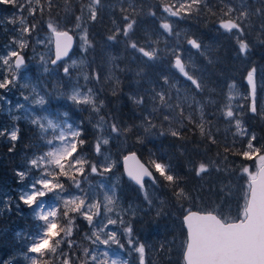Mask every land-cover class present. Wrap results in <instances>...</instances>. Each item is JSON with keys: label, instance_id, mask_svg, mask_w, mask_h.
<instances>
[{"label": "trees", "instance_id": "1", "mask_svg": "<svg viewBox=\"0 0 264 264\" xmlns=\"http://www.w3.org/2000/svg\"><path fill=\"white\" fill-rule=\"evenodd\" d=\"M84 1L55 0V4L49 9L48 0H41L44 11L42 14L38 13L35 18L29 16L27 9L22 10L10 4L0 3V50L11 40L18 39L21 34H24L26 38H29V46L25 54L30 55L33 61V69L29 77L16 76L15 86L0 89V96L4 101L5 97L15 99L20 96L25 104L29 105L33 92L31 86L36 83L40 92L47 95V102L51 103L43 107L34 105L37 115L15 121L14 125L18 127L19 139L14 142V151H8L10 147H13V142L8 139L7 135L0 136V196L9 197L0 207V264H25L23 256L27 253L29 234L34 232L41 222L36 221L32 210L19 201V193L40 174L39 170L31 169L29 161L38 157L45 149L49 136L45 132L48 120H51L55 113L62 111L68 113L67 121L71 125L77 124L82 132V138L86 141L83 152L89 159L93 161L97 159L93 149L99 135L106 134L111 123L118 122L121 126H128L131 131L126 132L119 139H110L109 144L104 145L116 159V167L113 170L123 173L121 159L129 151H137L143 161L153 170V160L171 166L172 173L180 178V186L186 190L187 195L184 199L174 198L172 186L160 178L155 185L162 200L157 201V198H153L149 206L139 186L125 176H123V185L115 188L117 192L115 196L122 206L130 205L132 208L131 213H126L125 216L132 219L133 233L148 234L151 236L148 239L160 247L156 260L161 264H184L185 240L181 247H176L175 243L171 242L172 237L176 240L181 236L186 238L182 223L183 213L187 208H191L214 211L229 219L238 217L244 204L243 196L247 180L246 176L241 175L239 169L241 165L250 166L252 169L258 163L256 160L245 161L242 156L232 155V152H239L242 147H246V144H241L237 139L233 145L235 127L230 126L220 116V107L227 102L226 97H233L231 101L233 105L244 106L245 110L241 116L245 121V126L257 136L256 145H264V119L253 116L247 111V105L251 102L249 95L251 87L246 80L247 71L255 67L257 69L254 76L257 105L264 110V43H261L264 41V33L260 31L264 26V15L256 14L257 9L264 12V0H203L207 7L202 5V11L191 14L181 13L183 18L170 17L167 19L161 16L160 8L155 6L159 4L162 8L168 5L175 10L182 0H131V3L123 0L121 6L117 4L113 8L115 9L114 15L111 11L99 7L98 20L89 26V41L92 47L87 52V64L85 63L79 70L70 68V75L79 72L75 83L82 79L84 71L90 75V78L93 77V72L99 75L98 81L94 77L90 80L94 88L92 98L98 106L101 101L103 102L98 112L91 105L67 100V93L72 82L65 80L68 75L63 72V69L55 73L52 71L46 73L38 57H31L42 48V45L34 43V37L37 31L44 29L47 24L58 25V29L71 27L73 32L77 31L75 16L82 14L81 8H85ZM23 2L24 0H21V3ZM133 4L135 13L130 6ZM226 6L237 9L236 15L244 6L249 11L250 19L246 31L247 41L250 42V52L244 56L238 53L233 35L226 34L217 27ZM151 11L157 13L156 19L147 15ZM129 13H133L138 21L133 39L139 41L140 45L148 50L156 49L162 58L150 66H145L146 58H141L140 54L133 53L130 49L135 57L131 60L126 55L119 59L121 68H116L117 74H109L107 68L112 65V61L108 58L112 52L121 49L120 44L123 38H120L119 43L106 41V37L112 34L113 28L112 25L107 24V21L119 22L123 14ZM83 15L87 21L86 11ZM13 17L17 22L8 23ZM21 18L26 21V26L30 29L32 24L38 25L30 37L20 30ZM164 22L170 24L174 34L170 35L159 27ZM159 30L162 32L160 35H158ZM188 39H196L202 44V48L199 50L192 48L187 43ZM148 44H151V48L147 47ZM169 46H174L173 48L178 46V54L181 56L182 63L185 64V70L194 78L203 80L202 91L197 93L194 86L179 73L178 69H174L175 57L171 56L172 48ZM122 51L128 53L125 45ZM77 52L76 47L73 53ZM92 53L97 55L93 57ZM162 76L169 77V85H164ZM161 86L171 94L173 108L161 109L160 102L157 101V110L152 118L157 127L146 133L143 118L153 111L150 90ZM234 87L239 88L240 93L234 95L232 92ZM134 94L145 97L144 103L135 104L131 99ZM25 97L28 99L26 100ZM181 111H183V116H181ZM164 112H169L179 122L177 120L163 121ZM0 115V131L9 130L13 119H9L10 114L6 106L0 107ZM189 115L192 117L191 121L187 119ZM202 116L205 135H201L199 127L196 126ZM34 120L38 123H33ZM169 126L172 130L179 129L181 137L160 134L161 132L167 133ZM209 131L217 140L216 144H212L207 138L206 134ZM141 140L143 142H139ZM226 144L232 152H225ZM225 156L227 160L224 159ZM200 162H217L214 167L218 166L227 170L211 171L198 177L193 169ZM18 170L27 173L23 182L19 181ZM155 175L159 177L156 172ZM97 176L88 175L90 180L82 183V187L89 191V183L96 182ZM77 178L80 179L79 176ZM66 188L70 192L75 190L70 182L66 184ZM43 199L45 201L51 199L55 205L57 204L51 194ZM62 207L61 203L59 208ZM59 208L58 227H66L65 218H62ZM70 215L77 216L69 239L73 247L69 248L66 242L61 243L56 253H46L38 259L47 261V264H63L65 258L70 260V264H89L90 257L85 252L89 250L99 256L104 264H108L104 258V250L101 249L99 243H93L96 238L92 232L99 233V231L93 229L92 225H89L82 216L74 213ZM93 219L96 222L100 218L94 216ZM55 229L54 225L52 232L49 233L50 236ZM63 235L64 233H61V236L56 239H61ZM64 240L67 241V239Z\"/></svg>", "mask_w": 264, "mask_h": 264}, {"label": "snow or ice", "instance_id": "2", "mask_svg": "<svg viewBox=\"0 0 264 264\" xmlns=\"http://www.w3.org/2000/svg\"><path fill=\"white\" fill-rule=\"evenodd\" d=\"M0 3L10 4L17 8L27 9L29 16L35 18L39 13L42 14L44 11V6L41 4V0H0ZM103 0H89V6L87 9L81 8V15L75 16L76 28L81 33L80 39L82 43L83 50L87 52L92 44L89 41V26L98 20V8L102 6ZM55 4V0H48L47 7L51 9ZM203 7H207L203 3V0H182L179 7L173 10V7L164 5L162 8L159 4L155 7L160 8V14L164 19L170 17H181V13L191 14L194 12L202 11ZM133 8V13H135V5H130ZM70 7V6H69ZM152 7V6H149ZM87 13V21L84 19L83 13ZM124 11V10H122ZM237 9L231 6H226L223 11L222 16L219 18L218 29L223 30L226 34H231L234 37L235 43L237 44V51L241 56H244L250 52V42L247 41V31L246 28L249 23V11L246 10L245 6L240 9L239 14L236 15ZM133 13L123 14L120 21L117 22L113 20L112 34L106 37V41L109 43H119L120 38H123V43L126 50L131 49L133 53L141 54L143 58H146L145 66H150L153 62L160 60L161 54L157 52L156 49L146 50L145 46L140 45L139 41L134 40L133 36L135 34V26L138 21ZM164 14H167L166 16ZM257 15H264L261 9L256 10ZM22 15V13H21ZM147 15L151 16L153 19L157 18V13L155 11L148 12ZM183 18V17H181ZM17 21L15 17L8 21V23L15 24ZM21 25V31L27 33L29 37L32 31H35L38 27L37 24H32L31 29L26 26V21L21 18L19 21ZM86 24L88 26H86ZM48 29L54 34V58L50 59L51 65H56L59 61H62L65 57L69 56V52L72 47L73 37L69 35V31H61L58 29V25L53 24L47 25ZM159 27L164 31L171 34L173 30L169 23L164 22L159 25ZM260 31L264 33V26L261 27ZM178 35V34H176ZM38 44H44L46 41L37 38ZM51 43V40H48ZM20 50H23L29 46L27 40L17 39L14 41ZM188 45L194 49H201L202 44L196 39H188ZM264 43V41H261ZM151 48V44L147 45ZM167 47V46H166ZM171 56L175 57L174 69H178L179 73L186 78L187 81L194 86V90L198 93L203 90V80L194 78L193 75L189 74L185 70V64L182 63L181 56L178 54V46L172 48ZM14 58V67H13ZM43 59V58H41ZM26 61L21 51L18 50H8L3 54H0V89H8L16 84L17 72L25 65ZM73 63H75L73 61ZM47 71V69H45ZM257 69L255 67L247 71V84L251 86L250 90V104L247 105V111L253 116H258L264 119V110H261L257 105L256 99V83H255V73ZM7 72V74H5ZM63 72L66 75H70V68L68 66L63 67ZM11 74V78H9ZM97 81L100 79L97 74L94 77ZM84 79L87 81L89 76H85ZM164 85H169V77L162 76ZM92 89L88 90L87 95H82L78 90H73V94L70 99L78 104L91 105L95 111H99L100 106L103 102H100L98 106L95 100L92 98ZM151 100L153 101V111L149 112L146 117L143 118L144 131L146 133L151 132L157 127L153 122V114L157 110L156 102H160V108L172 109L173 105L171 103L172 96L169 92L165 91L164 87L153 88L150 90ZM147 95V94H146ZM82 97V98H81ZM167 98V99H166ZM27 100L28 97H25ZM135 104L141 105L144 103L145 97H139L133 95L131 97ZM233 97H226L227 102L223 103L220 107V116L225 119L226 123L230 126L235 127V132L233 133V145L236 140L239 139L241 144H246V147H242L239 152H232V149L226 144L225 152H232V155L242 156L245 161L256 160L258 163L255 164L256 171H250L248 166L241 165L239 171L242 176H246V187L244 188V204L242 207V212L236 218L229 219L221 214H214L213 211L201 212L188 209L183 213L182 223L186 228L187 239L185 243L184 260L186 264H200L204 259V253L202 251V242L205 232L208 230L207 222L209 220L217 222L220 226L224 228H234L238 226H244L247 229L254 227L255 222H258L262 217H264V145L257 146V136L250 132V130L245 126V121L242 119L241 113L244 112V106L233 105L231 103ZM247 99V97H246ZM36 104L43 105L45 100L43 98L36 100ZM22 107V105L20 106ZM181 116H183V111H181ZM163 121L171 122L177 120V118L172 117L169 112H164L162 116ZM189 121L192 120L191 115L187 117ZM33 123H38L34 120ZM49 125L52 121H48ZM204 118L201 117V121L197 123L201 135H205L204 129ZM163 127V125H161ZM68 134L66 135L63 131L60 132L58 140L62 147L57 148L55 151H48L46 154H40L38 157L32 158L29 163L32 170H39L40 174L31 181L30 185L26 188L21 189L19 193V201L24 205L28 206L32 210L34 219L38 222H43L38 224L34 232L30 233V239L28 243L30 247L27 248V253L38 254L39 257H43L46 253H56L59 245L61 243H67L68 247H73L72 241H65L63 238L56 239L64 233L65 236H71L72 227L77 218L76 215H70V213L78 214L87 220L89 225H92L93 229H100L99 233L93 231L92 235L96 238L93 243H101L108 245L110 242L112 244L119 245L121 250L124 249V245L120 243L118 238V232L115 229L107 230L109 225H117L118 222L123 226L120 235H123L127 239V244L130 246L131 250L139 253V264H145L144 253L145 245L138 243V241L133 237V226L131 224H125V221L118 213L113 212L114 197L111 194L104 193V201L106 204L103 205L98 199H95V194H90L89 191L82 187V183H86L88 180V175L95 174L103 177L106 173H110L113 168L116 167V161L112 160L110 157H105L102 151L103 145H108L110 139H119L126 132L131 131L128 126H121L118 122H113L108 126L109 137L101 138L98 137L94 144V154L97 157L95 161L89 159L85 156L83 152V146L86 141L82 138V132L80 130L74 129L71 124L67 125ZM161 135L170 134L173 137H181V131L179 129L172 130L169 126V131L167 133L161 132ZM7 135L8 139L13 142V147L8 149L9 152L14 151V142L18 141V129L3 130L0 131V136ZM207 138L212 144H216L213 133L210 131L206 134ZM139 142H143L142 140ZM48 145H53V140L47 141ZM227 160V156L224 157ZM123 161L125 165V171L128 178L134 181L136 185L139 186L141 190L145 189V177L149 178L152 184L159 182L160 178L163 181L169 182L172 186L174 193V198L184 199L187 195L186 190L180 186V178L172 173L170 165L165 163L152 161V166L159 177L153 175V172L145 167L143 164L138 162L134 166H129V161H136V153L131 152L129 155L123 156ZM217 162H200L198 166H194L195 175L202 177V174H208L211 171H224L227 169H221L220 167L214 165ZM27 173L25 171H17V176L19 181L23 182ZM80 177L78 179L77 177ZM70 182L71 187L75 189V192H70L66 188V184ZM100 188H104L103 181L100 182ZM230 191V189H226ZM51 194L53 198L57 201L56 205L49 207L45 210L44 197ZM67 194V195H65ZM144 199L151 206L152 201L149 198L147 192H144ZM63 204L62 208H59L60 204ZM19 205L17 204V207ZM59 212L62 214V218H65L66 227H58L57 217ZM95 209V212L92 210ZM6 210H10L7 209ZM92 213V214H89ZM109 213H113V216H109ZM94 216L101 218L94 222ZM106 221V223L104 222ZM56 226L55 231L50 236L49 233L52 232L53 226ZM100 235H104L106 238L100 240ZM45 241L48 243L44 247L40 245L44 244ZM86 255L90 257L89 264H104L100 260L99 256L94 255L91 251L85 250ZM191 253V256H190ZM66 256V254H64ZM104 255H108L107 252ZM30 264H47V261L38 259L37 257H30ZM63 264H70V260L65 258ZM112 264H120L119 259H113Z\"/></svg>", "mask_w": 264, "mask_h": 264}, {"label": "rangeland", "instance_id": "3", "mask_svg": "<svg viewBox=\"0 0 264 264\" xmlns=\"http://www.w3.org/2000/svg\"><path fill=\"white\" fill-rule=\"evenodd\" d=\"M126 1H127V3H131V0H126ZM122 2H123V0H118V1H113V2L103 1L101 7L107 9V11H111V13L114 15L115 9H113V8L117 4L121 6ZM84 5H85V8H87L89 6V0H85ZM120 6H119V8H120ZM47 25L41 31H37V33L34 37V43L36 45L38 44L36 42L37 38L45 40L46 42L44 44H40V45H42V48H40L37 53L32 54L31 57L32 58H34L36 56L38 57V59L41 61L42 69L46 73H49L51 71L53 73L58 72L61 69H63V67H65V66H68L69 68L73 67L75 70H79L80 68L82 69V67L85 65V63L87 61V52L88 51L85 52L83 50L81 39H80L81 33L78 30L76 32H73L71 30V27H69L67 29L72 31L76 36V42H77L76 47L78 49V52L72 53L68 58L63 60L59 65L51 66L50 59L53 58V33L51 32L50 29H48ZM59 30H63V29H59ZM160 33L162 34V32L159 30L158 35H160ZM18 39H25V40H27V42L29 44V38H26V36L24 34H21ZM15 40H17V39L14 38L9 43H7L6 46L3 47L2 50L0 51V54H3L4 52H6L8 50H13V49L21 51L22 54L24 55L26 63L17 72V76L23 75L26 78V77H29V74L33 69V61L30 58V55L25 54L26 48L23 50H20L18 48L17 44L14 43ZM48 40H51V43H49ZM163 41H164V38H163ZM120 47H121V49L119 51L112 52V55L108 58L109 61H112V65L107 68V71L109 74L116 73V68H118V67L121 68V63H119V61H118L119 59L126 57V55H128V58L131 60L135 57V55L133 53H131L130 48L128 49V53H126L125 51H122V47H124L123 42H121ZM163 47H165V46L163 45ZM169 47L173 48L174 46H169ZM146 50H148V49H146ZM96 55H97L96 53H92L93 57H95ZM140 56H141V58H143L141 54H140ZM41 58H43V59H41ZM73 61L75 63H73ZM88 62H91V61H88ZM13 67H14V58H13ZM45 69H47V71H45ZM78 74H79V72H76V74L68 75L65 77V80H69L72 82V86L67 93V100H71L70 96L73 94L74 89L78 90L82 95H87L89 89L94 90V88L90 84V80H92L93 77H95L97 75L96 72H93L92 73L93 77L90 78V75H87L88 73L86 71H84V73L82 74V79L78 80L77 83H75V80L78 77L76 75H78ZM86 75L89 76V79L87 81L84 79V77ZM62 81H63V79H62ZM31 87L33 89V92L31 94L32 101H31V104H29V105H26L20 96H17L15 99H12L10 97H5V101L0 96V107L6 106L7 111H9V114H10V117L8 116L9 119L10 118L13 119V122H11V127L9 128V131L14 129V128L15 129L18 128L16 125H14L15 121H17L18 119H28L29 117H32V115H37L36 114V108L34 110V107H33L34 105H38L35 103L36 100H39L41 98H43L45 100V103L43 105H38L39 107H43L44 105L51 104L50 102H47V98H48L47 95L40 92V90L38 89V85L36 83L33 84ZM232 92L234 95L238 94V93H240V89L237 87H234ZM92 93H93V91H92ZM21 105H22V107H20ZM56 116H57V120H55ZM0 117H1V115H0ZM67 117H68V113L66 111L57 112V113H55L54 117H52V119H51L52 124L49 125V123H48V125L45 127L46 128L45 132L48 133V135H49L48 140H53L54 143H53V145H48V143L46 142V147L42 152L43 154H46L48 151H55L57 148L62 147V145L60 144V142L58 140V136H59L61 131H63L66 135L68 134L67 125L70 124V122L67 121V119H66ZM233 125H234V122H233ZM72 126L74 129L79 130L77 124L76 125L72 124ZM100 129H101V127H100ZM99 136L101 138H107V137H109V131H107L106 134H104V135L100 134ZM102 147H103L102 151L104 153V156L110 157L112 160L116 161V159L113 157L110 150L104 145ZM248 167H249L250 171H253V172L256 171V167H253L252 169L250 166H248ZM123 176L124 175L122 172L119 173L116 170H113V172H111L110 174L106 173L103 177L97 176L96 182H90L89 183L88 190L90 189L89 190L90 194H93V193L95 194V199L101 200L102 210H103V205L106 204V201H104V198H103L104 193L113 195V197H114L113 212L118 213L122 217V219L125 221V224H131L132 219L125 216L126 213H131V211H132L131 206L130 205H128L126 207L122 206L120 204V201L115 196V194H117L115 188L123 185ZM33 179H35V178H33ZM88 180H90V177H88ZM101 181H103V184H104L103 189L99 187ZM156 189H157V187L155 184H152V182H146L145 183V189L141 190V193L144 195V192L146 191L150 199L157 198V201H161L162 198L160 197V192L156 191ZM72 192H75V190H73ZM65 195H67V194H65ZM8 198L9 197L6 195L0 196V203H1L0 207H2L6 203ZM44 202H45V210H47L49 207L55 205V203L52 202L51 199H50V201L44 200ZM188 209H191V208H187L186 211ZM196 210H200V209H196ZM92 211L95 212V209ZM90 214H92V213H90ZM108 215L113 216V218H115L113 213H109ZM104 222L106 223V221H104ZM42 223L43 222H41V224ZM122 228H123V226L120 225L118 222L117 225H109L108 229L105 230V231L111 230V229L117 230L118 238L120 240V243L124 245V249L121 250L119 248V245L112 244L111 242L108 245H104V244L99 243V245L101 246V249L104 250L103 254L105 252L108 253V255H104V258L108 264H112L113 259H119L120 264H129V261H130V264H134L133 262H135L136 264H139V253L131 250L130 246L127 244L126 237L123 235H120V232H122ZM97 230L100 231V229H98V228H97ZM133 237L138 241V243L145 245V253H144L145 264H161L158 260H156V254H157V251H159L160 247L155 242H151L148 239L151 236H149L148 234L136 235L135 233H133ZM62 238L69 240L71 238V236H65V234H64L62 236ZM105 238L106 237L104 235H101L100 240H103ZM29 239H30V237H29ZM184 240L186 242V238L185 237L183 238L182 236L178 240L174 239L173 237L171 238V242L175 243L176 247H181L182 243H184ZM47 243H48V241H45L44 244L40 245V247H44ZM110 246H112V247L109 248ZM28 247H30V244H28ZM124 251L126 253H124ZM126 255H128V256H126ZM30 257H37L38 258L39 256H38V254H34V253H26L23 256V260H24L25 264H30V259H29Z\"/></svg>", "mask_w": 264, "mask_h": 264}, {"label": "water", "instance_id": "4", "mask_svg": "<svg viewBox=\"0 0 264 264\" xmlns=\"http://www.w3.org/2000/svg\"><path fill=\"white\" fill-rule=\"evenodd\" d=\"M69 35L73 37L72 47L69 52L70 56L74 49L76 39L74 34L70 31ZM66 58L67 57H65L64 59ZM131 152L136 153V161H129L128 165L134 166L137 162L139 164H143L145 167H148L149 170H151L153 172V175L155 176L153 169L146 162L143 161L138 152L129 151L125 155H129ZM122 170L124 176L128 178L125 171L123 157ZM148 180L149 178L145 177L144 182ZM132 182L135 184L134 181ZM214 214L217 213L214 212ZM207 224L209 227L208 230L205 232L202 242V251L204 253V259L200 262V264H264V217H262L258 222H255L254 227H252L251 229H247L242 225L234 228H224L220 226L217 222L211 220H209ZM194 264H196V261H194Z\"/></svg>", "mask_w": 264, "mask_h": 264}, {"label": "bare ground", "instance_id": "5", "mask_svg": "<svg viewBox=\"0 0 264 264\" xmlns=\"http://www.w3.org/2000/svg\"><path fill=\"white\" fill-rule=\"evenodd\" d=\"M107 22H108L107 24H108L109 26H111V25L113 26V23H112L111 21H107ZM0 51H1V50H0Z\"/></svg>", "mask_w": 264, "mask_h": 264}, {"label": "flooded vegetation", "instance_id": "6", "mask_svg": "<svg viewBox=\"0 0 264 264\" xmlns=\"http://www.w3.org/2000/svg\"><path fill=\"white\" fill-rule=\"evenodd\" d=\"M124 253H126L125 251H124ZM126 256H128V255H126ZM129 258V257H128ZM134 264H136L135 262H133ZM129 264H130V261H129Z\"/></svg>", "mask_w": 264, "mask_h": 264}]
</instances>
